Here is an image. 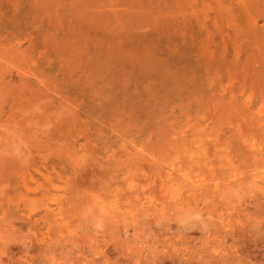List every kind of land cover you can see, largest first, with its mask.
I'll return each mask as SVG.
<instances>
[{"label":"rangeland","instance_id":"1","mask_svg":"<svg viewBox=\"0 0 264 264\" xmlns=\"http://www.w3.org/2000/svg\"><path fill=\"white\" fill-rule=\"evenodd\" d=\"M0 264H264V0H0Z\"/></svg>","mask_w":264,"mask_h":264}]
</instances>
